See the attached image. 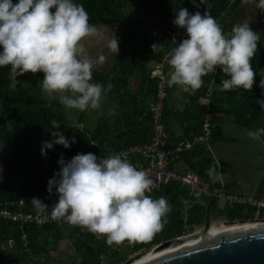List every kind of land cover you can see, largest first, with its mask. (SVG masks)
<instances>
[{
  "label": "trees",
  "instance_id": "16d2710c",
  "mask_svg": "<svg viewBox=\"0 0 264 264\" xmlns=\"http://www.w3.org/2000/svg\"><path fill=\"white\" fill-rule=\"evenodd\" d=\"M79 2L88 11L90 23L103 27L109 36L115 34L119 38L118 54L115 56L106 52L110 58L109 62L112 61L109 70L104 67L109 63L108 60L102 65V69H106L107 73L96 71L97 69L93 71L95 82L102 85L110 82L113 85L105 96L114 100L112 108L105 105L94 129L87 128L82 119L72 121L67 109L58 100H46L39 84H22L21 79L29 72L14 80L8 76L9 67H0V151L4 155L0 202L23 199V209L29 212H36L31 202L33 197L49 205L47 211H51V205L56 202L58 197L55 189L52 195L47 192V181L54 171L59 170L57 161L61 153L65 160L78 152L109 155L123 148L148 143L156 136L150 107L157 99L162 78L165 79L167 75V54L174 46L172 33L179 32L186 36L184 29L172 23L175 9L186 7L189 12L200 11L201 14L207 9L225 31H230L231 26L226 16L243 4L242 0H205V4L200 3L199 8H196L191 0H140L146 9L140 18L141 23L147 19L152 22V26L144 30L124 11L127 3L136 6L138 0ZM179 39L175 37L176 43ZM154 44L156 46L153 49ZM258 49L252 60V67L264 69L263 34L261 42H258ZM158 71L161 73H155ZM35 75L43 77L42 72ZM222 78L226 77L219 68L216 73L204 76V86L194 93H188L191 96V104L184 111H179V114L170 111L168 107V98L174 86L169 87L166 84L167 96L161 118L167 134L164 140L171 148L182 147L184 140L183 135L175 136L170 133L169 123L172 118L179 115L182 118L181 126L186 120L190 121L185 131L187 143L183 147L181 158L171 162V169L174 170L175 163L190 165L189 170L174 171L181 174L197 172L205 181L211 183L213 182L207 169L209 166L217 168V165L214 156L208 151L212 150L214 141L226 137L225 120L231 118L238 126L248 130L264 127V110H261L256 102L262 91L258 86L260 76H255L251 91L237 89L222 92L218 87ZM209 112L212 136L207 142H195V138L204 132L203 124ZM53 119L61 123L60 130L66 137H76V143L70 148L54 144L52 149L45 150L46 155H42L41 142L52 139L49 128ZM73 122L78 123L80 127H67ZM188 144L192 146L187 147ZM139 156L134 154L129 160L134 163ZM216 171L222 173L223 170ZM215 189L216 193L223 190L248 197L224 188ZM149 194L153 198L166 197L172 206L167 214V223L150 239L109 245L104 236L60 220L38 227L0 219V264H99L105 255L104 264H122L138 252H148L161 242L182 235L187 228L205 223L210 201L207 195L194 196L188 186L177 182L164 184ZM256 209L248 204L229 202L221 208L216 200L211 205V215L216 218L225 217L227 223L231 224L250 220ZM260 215L264 218V212ZM66 239L72 243L68 252L69 262L54 263L51 251H57L60 242Z\"/></svg>",
  "mask_w": 264,
  "mask_h": 264
},
{
  "label": "clouds",
  "instance_id": "9594fccd",
  "mask_svg": "<svg viewBox=\"0 0 264 264\" xmlns=\"http://www.w3.org/2000/svg\"><path fill=\"white\" fill-rule=\"evenodd\" d=\"M191 2L196 8L205 4V0ZM242 3H253L264 12V0ZM89 20L79 0H0V67H9L8 76L14 80L26 72H42L38 84L44 98L58 100L65 109H99L113 85L95 82L93 71L107 62L105 49L118 54L119 38ZM249 21L234 23L225 31L207 9L203 14L186 7L175 9L172 23L184 29L186 37L179 43L175 37L172 40L166 84L191 94L204 86V76L219 68L226 77L218 84L220 91H251L258 74L262 91L256 102L264 110V69L252 67L262 34ZM50 124L52 139L41 142L42 155L54 144L70 148L76 143L75 136L66 137L60 130L59 121L53 119ZM67 127L80 125L73 122ZM247 136L264 139V127L248 130ZM57 163L59 170L47 181L49 195L55 189L58 197L51 205L53 219L102 235L109 245L150 239L167 223L172 207L168 199L149 194L152 178L124 153L78 152L68 160L61 153ZM207 173L215 176V168L209 166ZM31 202L38 213H46L49 207L37 197Z\"/></svg>",
  "mask_w": 264,
  "mask_h": 264
},
{
  "label": "built area",
  "instance_id": "2783aa9c",
  "mask_svg": "<svg viewBox=\"0 0 264 264\" xmlns=\"http://www.w3.org/2000/svg\"><path fill=\"white\" fill-rule=\"evenodd\" d=\"M172 35L177 39H179V37H181V39L186 37L184 34H181L179 32H173ZM181 39H179L177 43H179ZM155 73L160 74L161 71ZM165 87V79L162 78L157 99L151 104L150 107L151 112L153 113L156 136H154L148 143L139 146L123 148L117 153H124L128 159H131L132 155L138 154L141 156H139V159L146 160V163L134 162L133 164L145 170L152 178V191L160 189V187L164 184L177 182L188 186L194 196H200L204 194L209 198L219 197L225 203L229 202L230 204H248L251 207L257 208L253 218L246 222L236 221L231 224L227 222H221L217 223V226H234L236 224L240 226L245 224L264 223V218L260 215L261 212H264V197L255 198L254 196H238L236 194H230L223 190L216 193L214 186H211L212 183L205 181L197 172H188L185 174H181L171 169V162L181 158V152L184 150V146L171 148L167 146L165 142L166 140H164V138L167 137V134L164 129L163 123L161 122V118L165 109V99L167 96V90L165 89ZM210 117L211 113L209 112L207 119L203 124L204 132L195 138V142H207L210 140L212 136V124L210 123ZM191 146L192 144L187 145V147ZM23 206V199L10 201L5 200L3 202H0V219H8L14 222H20L22 224H33L38 227L54 221H59L51 217V211H46V213H38L37 211L29 212L25 211L23 209ZM24 239H26V236H24ZM105 259L106 255L99 264H104Z\"/></svg>",
  "mask_w": 264,
  "mask_h": 264
},
{
  "label": "rangeland",
  "instance_id": "374dc122",
  "mask_svg": "<svg viewBox=\"0 0 264 264\" xmlns=\"http://www.w3.org/2000/svg\"><path fill=\"white\" fill-rule=\"evenodd\" d=\"M126 5L127 7L124 10L125 13L136 23H138L139 28H141L142 24L140 18L145 14V7L142 5L140 0H138L136 6H132L129 3H127ZM243 13L244 12H242V14ZM244 19L250 20L249 22L251 23V20L254 21L256 19V25L258 28H261L264 25V16L260 13H248V15L244 17ZM260 19H262V23L259 22ZM99 27L105 31L103 27ZM106 34L109 35L108 31L106 32ZM94 51L95 49H93V52ZM105 51L107 52L106 49ZM96 69V71L107 73L106 69H102V66H98ZM42 78L43 77L36 76L35 74L29 72L25 78L21 79V82H23L22 84L25 83V85L30 83L38 84V82L42 80ZM101 104L102 106L99 109H88L83 112H79L75 109H67V114L72 121H78L82 119L86 127L92 130L95 128L98 119L102 116L105 105L112 108V106H114V100L105 96L102 99ZM230 120L232 119L230 118ZM247 131L248 129L238 126L233 121L229 122L226 129L227 137L223 140L216 141L214 144L215 146H217L216 150L219 154L223 155V153L226 151L227 158H225V164L224 162L220 164L218 160L217 163L215 162V164L218 166V168L224 166L225 173L223 179L231 184L232 191L244 193L247 196H252L258 195L259 188H262V185L264 186V140H253L249 138L247 136ZM223 148L225 149V151ZM208 152L213 156L212 150ZM2 156L4 158L3 154ZM173 168L177 171H185L189 167H187L184 163H175ZM219 172L220 171H216V175L211 177V180L214 183L218 184V187H221V183H223V181H220L219 176L221 172ZM2 178V161L0 160V180H2ZM212 184L211 186H214V184ZM216 200L220 205L224 203V201L220 198H216ZM219 218H222V216ZM211 219L212 221H214L217 218L212 214ZM220 222L222 221H219V219L216 220V223ZM220 227L223 226H217L216 224L212 225V228ZM71 244V240H63L60 242L57 251H51L54 263H59V261L69 262L68 252ZM136 254L132 255L131 257H134ZM131 257H129L128 259H130ZM127 260L122 264H126Z\"/></svg>",
  "mask_w": 264,
  "mask_h": 264
},
{
  "label": "water",
  "instance_id": "95a60500",
  "mask_svg": "<svg viewBox=\"0 0 264 264\" xmlns=\"http://www.w3.org/2000/svg\"><path fill=\"white\" fill-rule=\"evenodd\" d=\"M214 199L215 197H212L209 201L206 221L200 230L166 240L148 253L173 245L181 248L152 258L143 264H264V223H260L263 226L259 227L253 226L211 235L213 228L210 213ZM187 239H194L195 244L185 246L187 243L184 242ZM141 256L137 254L131 257L126 264Z\"/></svg>",
  "mask_w": 264,
  "mask_h": 264
},
{
  "label": "crops",
  "instance_id": "0c3cea01",
  "mask_svg": "<svg viewBox=\"0 0 264 264\" xmlns=\"http://www.w3.org/2000/svg\"><path fill=\"white\" fill-rule=\"evenodd\" d=\"M242 12H244V13L242 14ZM251 12H253L255 14L260 13V14H262L264 16V12H261L260 10H258L253 3H247V4L243 3L235 11H232V12L230 11V13H228L227 16H226V20H227L228 24L230 26H232L234 23L242 22V20H246L247 17H246V19H244V17L246 15H248V13H251ZM251 21H252V23L249 22L250 23V27L254 31H259L261 34L264 35V25L261 28H258L257 25H256V19L254 21L253 20H251ZM259 22L262 23V19H260ZM141 24H142L141 28L144 29V30L149 28L150 26H152V22L149 19L143 20ZM109 60H110V58H108V62H109ZM111 62L107 63L106 64L107 66L104 65V67L108 69L110 67ZM169 70H170L169 65H167L166 69H165L166 74L168 73ZM190 104H191V96H190V94H188L186 92H183L178 86H174V90H172V92H171V94L169 95V98H168V107H169L170 111H172L174 113L177 112V114H179V111H184L187 108V106H190ZM115 118H114V121H115ZM181 121H182V118L179 115L174 116L172 118V121L169 123V131H170L171 134H173L175 136L183 135L184 140L182 142V146H185V144L187 143L185 131H186V128L190 125V121L186 120V122H185V124L183 126H181ZM230 121H231L230 119H226L225 123H224V132H225L226 137H227L226 129H227V126H228ZM170 133L168 132V135H170ZM221 140H223V139H221ZM218 141H220V140H218ZM215 142L216 141L213 142V147H212V153H214L213 154V156H214L213 159L215 160L216 163H217V160H218V162L220 164H222L223 162L225 164V161H226L225 158H227V153H226L225 149L223 148L225 152L223 153V155L219 154L217 152V150H216L217 146L214 145ZM0 160L2 161V171H3L4 170V158L2 156L1 151H0ZM134 162L146 163V160L138 159V160H136ZM187 167H190V165H187ZM216 169L223 170L222 173H220L221 171L219 172L220 173V176H219L220 177V181H223V183H221V187H217L216 185H218V184H216V183H214L212 181L213 184H214V187H216V188H224L227 191L234 192V191L231 190V184L228 181H225L223 179L224 173H225L224 166L221 167V168H218V166H217V168H215V171H216ZM186 170H189V168L186 169ZM0 182H1V180H0ZM236 193H238V192H236ZM239 194H244V193H239ZM252 196H254V195H252ZM255 196H264V186L263 185H262V188H259L258 195H255ZM214 201H216V200L214 199ZM217 204L221 208H224L227 203L224 202V203H222V205H220L217 202ZM186 216H188V215H186ZM218 219H219V221L221 220L222 223L226 222V220H227V219H225V217L217 218L216 220H218ZM216 220H214L212 222L214 223V222H216ZM214 224H217V223H214ZM198 227H199L198 225H194L193 228H191V227L187 228V231L184 232L182 235L192 233Z\"/></svg>",
  "mask_w": 264,
  "mask_h": 264
},
{
  "label": "bare ground",
  "instance_id": "6f19581e",
  "mask_svg": "<svg viewBox=\"0 0 264 264\" xmlns=\"http://www.w3.org/2000/svg\"><path fill=\"white\" fill-rule=\"evenodd\" d=\"M259 227V226H263V225H260V223H253V224H245L243 226H239V225H234V226H223V227H220V228H213L212 231H211V235H214V234H217L219 232H224V231H231V230H238V229H243V228H251V227ZM184 243H187L185 246H191L193 244H195V240L194 239H187L185 240ZM178 248H181L177 245H173V246H170L168 248H165L163 250H160V251H153V252H149L145 255H142L141 257L139 258H135L131 263H128V264H143L145 263L146 261L152 259V258H155V257H158L160 255H163V254H166V253H169V252H172V251H175L177 250Z\"/></svg>",
  "mask_w": 264,
  "mask_h": 264
},
{
  "label": "flooded vegetation",
  "instance_id": "af4514ba",
  "mask_svg": "<svg viewBox=\"0 0 264 264\" xmlns=\"http://www.w3.org/2000/svg\"><path fill=\"white\" fill-rule=\"evenodd\" d=\"M210 214H211V213H210ZM205 221H206V220H205ZM227 221H228V220H227ZM214 223H216V222H214ZM212 224H213V222H212ZM203 225H204V223H203ZM203 225L199 226L195 231L200 230V229L202 228ZM195 231H194V232H195Z\"/></svg>",
  "mask_w": 264,
  "mask_h": 264
},
{
  "label": "snow or ice",
  "instance_id": "6c2138e0",
  "mask_svg": "<svg viewBox=\"0 0 264 264\" xmlns=\"http://www.w3.org/2000/svg\"><path fill=\"white\" fill-rule=\"evenodd\" d=\"M145 240H147V239H145Z\"/></svg>",
  "mask_w": 264,
  "mask_h": 264
}]
</instances>
